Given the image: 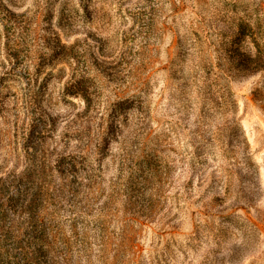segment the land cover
Instances as JSON below:
<instances>
[{
  "label": "rangeland",
  "instance_id": "1",
  "mask_svg": "<svg viewBox=\"0 0 264 264\" xmlns=\"http://www.w3.org/2000/svg\"><path fill=\"white\" fill-rule=\"evenodd\" d=\"M262 13L0 0V264H264Z\"/></svg>",
  "mask_w": 264,
  "mask_h": 264
},
{
  "label": "trees",
  "instance_id": "2",
  "mask_svg": "<svg viewBox=\"0 0 264 264\" xmlns=\"http://www.w3.org/2000/svg\"><path fill=\"white\" fill-rule=\"evenodd\" d=\"M246 18H238V22L236 23V30L240 32V30L243 28L244 31L250 32L249 36L253 39L254 47L259 52V63L264 61V13L258 16L256 20H252L250 16H245ZM203 23H201V26ZM258 29V31H257ZM257 31V32H256ZM212 33H215L217 35H220L221 37L223 34L220 31L212 30ZM246 34V32H245ZM261 67V66H260ZM240 159L242 161L243 168L246 172V176L249 180L252 182V177L256 175L257 171L255 170V167L252 166L251 163V156L249 153V150L247 147H241L240 148ZM232 174H226L225 175V181L224 184L227 186V188L232 186V179L235 175L238 179L241 180V175L239 170ZM227 190V189H226ZM225 193L229 190L226 191ZM237 199V200H236ZM235 200L237 204H243L248 205L250 197L247 194H235Z\"/></svg>",
  "mask_w": 264,
  "mask_h": 264
}]
</instances>
